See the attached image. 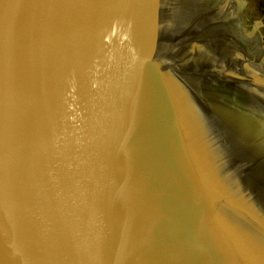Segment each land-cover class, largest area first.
<instances>
[{"label":"water","instance_id":"water-1","mask_svg":"<svg viewBox=\"0 0 264 264\" xmlns=\"http://www.w3.org/2000/svg\"><path fill=\"white\" fill-rule=\"evenodd\" d=\"M0 264H264V0H0Z\"/></svg>","mask_w":264,"mask_h":264}]
</instances>
